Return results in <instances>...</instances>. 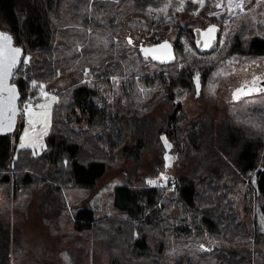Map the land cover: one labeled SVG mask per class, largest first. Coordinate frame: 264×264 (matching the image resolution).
Instances as JSON below:
<instances>
[{"label": "trees", "instance_id": "trees-1", "mask_svg": "<svg viewBox=\"0 0 264 264\" xmlns=\"http://www.w3.org/2000/svg\"><path fill=\"white\" fill-rule=\"evenodd\" d=\"M164 2L0 0V27L9 29L28 60L12 80L21 94L20 111L27 102L35 105L42 100L41 85L45 89L60 75L75 78L64 89L74 94L72 99L66 100L63 89L55 90L60 101L54 107L46 149L37 156L30 149H21L14 156L13 150L9 164L0 168V194L8 189V197L13 199L19 191L47 187L43 219L51 232L58 234L67 228V237L79 234L104 245L110 264H264V233L258 221L236 211L237 200L231 197L239 186L251 191L252 178L247 173L256 170L261 175L260 188L253 191L264 193V171L260 169L264 108H249L239 123L238 113L229 107L233 102L226 103L228 109L223 106L215 112L218 102L201 91L202 109L194 116L183 113L177 96L194 92L196 76L205 83L212 73L218 63L212 57L220 50L223 29L215 23L209 25L218 28L217 41L213 49H201L196 30L204 27L190 22L194 18L191 8L196 5L189 2L183 12L173 6L170 11L177 13L175 17L182 14L188 23L166 28L163 18L154 20L148 15L149 9ZM246 7L255 20L240 25V32L228 41L229 49L223 53L264 58V1L246 0ZM138 17L147 20L149 36H156L151 44L137 45L123 35L130 19ZM174 31L178 32L176 39L169 43ZM165 41L172 49H164L162 57L153 52L145 55V49L165 45ZM189 44L191 49H187ZM180 60L181 68L148 74L151 65ZM88 76L94 85L75 84ZM117 78L120 81L114 83ZM98 85H104L103 89ZM151 87L159 89L153 92ZM158 93L164 96L161 100ZM163 105L172 107V112L159 114ZM162 135L171 145V154L178 155L170 166L174 169H167L175 178L170 189L166 184L148 182L166 170ZM225 138L237 140L233 146L240 143L236 161L220 148ZM146 153L152 174L142 172ZM120 157L133 167H120V175L112 178L117 181L112 193L117 215L98 217L92 207L78 200L69 225L66 195L96 189Z\"/></svg>", "mask_w": 264, "mask_h": 264}, {"label": "rangeland", "instance_id": "rangeland-1", "mask_svg": "<svg viewBox=\"0 0 264 264\" xmlns=\"http://www.w3.org/2000/svg\"><path fill=\"white\" fill-rule=\"evenodd\" d=\"M207 0H165L158 8L149 9L148 15L152 19H164L167 26L170 24H179L184 27L187 23L182 20V14L179 17H175L177 13L171 12L172 7H175L176 11L183 12L189 2H192L196 7L191 8L190 13L194 17L190 22L197 24L195 27H204L215 23L216 25L222 26V38L220 40L219 51L212 57V59H218V63L212 73L207 77L205 83H202L198 76L194 79V92H185L183 95L177 96L178 99L182 100L183 113L194 116L203 107L202 97L200 96L201 91H204L206 95H211L218 102V107L215 108V112L221 111L219 108L225 106L228 109L226 103L231 101L232 91L240 86L251 83L255 78L264 77V58L263 57H240V56H225L223 49H229L228 41L234 37V34L240 32V25L243 22L249 20H255L253 12H250L246 7V0H209V5L206 3ZM264 0H256V3L260 4ZM198 5V6H197ZM236 5H240L237 7ZM200 13V14H199ZM201 15V17H198ZM142 20V21H140ZM188 21L189 19L186 18ZM140 21V22H139ZM146 21V22H145ZM147 20L144 17H138L136 19H130L128 30L123 34L128 36L135 44H146L154 38H151L150 27ZM0 30L10 32L8 28L0 27ZM174 31L168 39L169 42H174L177 36ZM161 36H164L161 34ZM204 39V40H202ZM201 41H206L209 38L203 37ZM63 39H59L58 42L63 43ZM209 49L212 45L210 41H206ZM124 44L127 46V40H124ZM131 44V43H130ZM187 49H191L192 45L189 44ZM188 51V50H187ZM37 56V52L35 53ZM27 59V58H26ZM183 61H179L177 64H165L154 66L151 65L148 71L150 76H154L161 71H171L176 68H181ZM71 80H75L71 74L60 75L51 85L47 86L43 91L47 93V97L43 96L42 100L38 101L35 105L33 102H27L25 105L31 104L32 112L26 114L24 107L18 114L16 119L15 128L10 133L1 136L0 135V168L9 164V155L13 150L14 156L18 154L21 149H30L34 156L40 155L44 152L47 147V138L52 129L53 124V111L55 105L60 101V95L55 93L56 89H66ZM120 81V78L114 80V83ZM87 82L90 85H94L93 78L88 76L82 81H76V85ZM74 84V83H72ZM71 85V83L69 84ZM115 86V84H114ZM104 85H98V89H103ZM152 89V90H151ZM159 87H151L150 90H156ZM143 90V89H142ZM164 89H162L163 91ZM65 94L66 100L72 99L74 94L67 90ZM109 91V89H108ZM155 92V91H153ZM202 92V94H204ZM150 95V94H149ZM165 95V94H164ZM55 100H52V98ZM164 97L162 93H158L159 100ZM232 102V101H231ZM38 105H46L44 109L38 107ZM168 105V104H167ZM165 105L160 106L158 113L172 112V107ZM229 107H234L238 113V122L244 116L243 114L251 107L264 108V93L248 96L241 102L233 103ZM165 108V111H164ZM164 111V112H163ZM42 113L44 115H42ZM33 120L32 124H29V118ZM27 132V136L25 133ZM162 143L166 148V170L159 176L150 178L148 182L150 184H168V177L174 178L167 169H174V166L170 167L172 161L178 160V155L171 154V145L167 141L165 135L161 136ZM237 141V140H236ZM234 141V142H236ZM234 142H229L228 138L220 143L221 150L226 153L232 160L236 161L240 157V143L233 146ZM21 143L25 144V147H21ZM153 154V153H151ZM148 153L145 154L142 163V172L145 174H152L148 160ZM118 164L111 169L107 177L99 181L97 188L90 191L92 196L89 197L88 201L92 199L90 207L96 211L98 217L105 216H116L117 211L112 209L113 197L110 196L115 190L116 183L113 177L120 175V167L128 169L130 165H133L131 161L118 158ZM113 167V166H112ZM264 171V158L263 166L260 168ZM259 170L254 172L249 171L247 175L252 178V185L250 186V192H246V188L238 189L232 194L231 197L237 200L236 211L241 213L243 218L258 221V227L262 233H264V193L259 191L260 185L259 180L261 175L258 174ZM112 179V180H111ZM175 179V178H174ZM262 186L264 187V178L262 180ZM258 189L254 192L253 188ZM44 191V192H43ZM8 189H4L0 194V264H11L7 262L8 252H14L16 249L23 250L24 253L37 252V253H56L68 251L69 255L89 256L92 252L95 254L96 260H93L95 264H110V258L105 255V246L100 244H91V240H84L81 235L70 238L65 235V229L58 233L53 234L50 227L44 221L43 217L46 215L44 205L42 204L44 198L48 195L47 187L38 191L37 189L22 190L18 192L16 198L11 199L8 197ZM109 193V195H108ZM83 190L70 191L66 196L67 211L65 219L69 225H72L73 216L76 212L74 203L78 202L82 198ZM84 197V196H83ZM8 198L11 199L10 204ZM26 207L27 200H30ZM83 201H81L82 203ZM90 203V202H84ZM84 203H82L84 205ZM69 227V226H68ZM62 241V242H61ZM9 243L11 246H9ZM22 246V247H21ZM9 248V249H8ZM70 250V251H69ZM67 253V252H65ZM83 257H80L82 259ZM71 260H78L76 256H70ZM87 259H90L88 257ZM70 260V261H71ZM90 264H92L90 262Z\"/></svg>", "mask_w": 264, "mask_h": 264}, {"label": "snow or ice", "instance_id": "snow-or-ice-1", "mask_svg": "<svg viewBox=\"0 0 264 264\" xmlns=\"http://www.w3.org/2000/svg\"><path fill=\"white\" fill-rule=\"evenodd\" d=\"M240 7V5H236ZM214 28L208 29V32H214ZM161 47L167 48L168 45H162ZM145 55H149L150 52L155 50L145 49ZM21 56V49L12 47L11 37L0 33V128H6L8 130L11 129L14 118L17 114L16 108V89L14 86H10L8 84V80L13 76L14 69L17 67L19 62V57ZM155 58V57H154ZM23 63H28V60L25 59ZM34 88L37 87L35 82L32 85ZM41 95L47 97V93L43 91V86H40ZM242 91V90H241ZM6 93V96L4 95ZM52 100H55L53 97ZM39 108L44 109L46 105H38ZM24 112L26 114H30L32 112L31 104H28L24 107ZM11 115H8V114ZM42 115H44L42 113ZM5 117H7L5 119ZM29 124L33 123L31 117L29 118ZM27 136V132L25 133ZM22 148L25 147V144L21 143ZM150 183H153L150 181Z\"/></svg>", "mask_w": 264, "mask_h": 264}, {"label": "water", "instance_id": "water-1", "mask_svg": "<svg viewBox=\"0 0 264 264\" xmlns=\"http://www.w3.org/2000/svg\"><path fill=\"white\" fill-rule=\"evenodd\" d=\"M210 28H214L215 31L214 32H211L209 33L208 32V29ZM217 30L218 28L214 25L206 28V29H197L196 30V38H197V43H198V46L200 47H203V48H208L207 44L206 45H202V42L201 39L203 37H206L207 35H210V42L212 43L211 47L209 49H213L214 45L216 44V36H217ZM0 33H3L5 35H8L11 37V40H12V47H15V48H20L21 49V56L19 57V62L17 64V67L13 70L14 71V74L13 76L8 80V84L10 86H14L15 89H16V95H17V99H16V108H17V114L14 118V121H13V124H12V127L10 130L6 129V128H0V135L3 136V135H6L8 133H10L11 131L14 130L15 128V123H16V119L18 117V114L20 112V107H19V102H20V97H21V94H20V91H19V88L17 85H15L12 80H13V77L15 76L16 72L18 71V69L20 68V66L22 65L24 59H25V50L24 48L18 46L15 44V41H14V37L13 35L10 33V32H7V31H4V30H0ZM204 40V39H202ZM208 43V42H206ZM200 47V48H201ZM242 90V91H241ZM264 93V77L263 78H259V79H256V80H253L251 83L249 84H245V85H240L238 87H236L232 93H231V101L233 103H237V102H240L242 101L244 98L248 97V96H255V95H259V94H262ZM6 96V93L4 94ZM8 115H11L10 113ZM7 117H5L6 119Z\"/></svg>", "mask_w": 264, "mask_h": 264}, {"label": "crops", "instance_id": "crops-1", "mask_svg": "<svg viewBox=\"0 0 264 264\" xmlns=\"http://www.w3.org/2000/svg\"><path fill=\"white\" fill-rule=\"evenodd\" d=\"M72 81L73 80H71L70 83H72ZM82 190H83V195H82V198H80L79 200H82L83 201L82 203L90 202V203H84V205L90 206L92 199L89 201H88V199L90 196H92V193L91 192L89 193V191H92V190H86V189H82ZM108 195H109V193H108ZM110 196H112V194H110ZM112 209H115V208H112ZM92 242L93 241H91V244H92ZM93 244H94V242H93ZM9 246H11L10 243H9ZM65 252H67V253H65ZM65 252H56V253L28 252V253H24L23 250L16 249L14 252H8V254L6 256H7V262H10L11 264H75L70 259V256H76L78 259L76 262H78L79 264H90V262L92 264H95L93 259H92V257L94 256L93 255L94 253H92V252L89 254V256L88 255L84 256V255H82V253H81V256L69 255L68 251H65ZM80 257H83V258L79 260ZM88 257H90V259H87Z\"/></svg>", "mask_w": 264, "mask_h": 264}, {"label": "flooded vegetation", "instance_id": "flooded-vegetation-1", "mask_svg": "<svg viewBox=\"0 0 264 264\" xmlns=\"http://www.w3.org/2000/svg\"><path fill=\"white\" fill-rule=\"evenodd\" d=\"M214 26H216V25H214ZM209 36L210 35H207L206 38H209ZM206 41H210V40L207 39ZM206 41H203L202 45H206L207 44ZM165 43L168 45L167 48H163V47H161L162 45H160V46H157V47H152V48L150 47L148 49L155 50V51H153V53H155V55H158L159 57H162V54H164V49H172L171 48V44H169L170 42L168 43L167 41H165Z\"/></svg>", "mask_w": 264, "mask_h": 264}, {"label": "built area", "instance_id": "built-area-1", "mask_svg": "<svg viewBox=\"0 0 264 264\" xmlns=\"http://www.w3.org/2000/svg\"><path fill=\"white\" fill-rule=\"evenodd\" d=\"M25 106H26V105H25ZM174 183H175L174 178L168 177V184H167L168 189L172 188L173 185H174Z\"/></svg>", "mask_w": 264, "mask_h": 264}]
</instances>
